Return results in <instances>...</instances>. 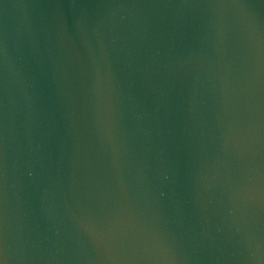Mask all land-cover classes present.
I'll return each mask as SVG.
<instances>
[{
	"label": "water",
	"instance_id": "obj_1",
	"mask_svg": "<svg viewBox=\"0 0 264 264\" xmlns=\"http://www.w3.org/2000/svg\"><path fill=\"white\" fill-rule=\"evenodd\" d=\"M0 264H264V0H0Z\"/></svg>",
	"mask_w": 264,
	"mask_h": 264
}]
</instances>
